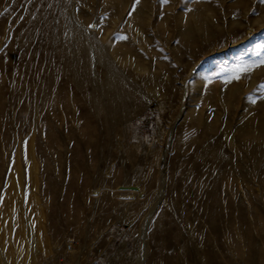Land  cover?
I'll return each instance as SVG.
<instances>
[{
  "label": "rangeland",
  "instance_id": "rangeland-1",
  "mask_svg": "<svg viewBox=\"0 0 264 264\" xmlns=\"http://www.w3.org/2000/svg\"><path fill=\"white\" fill-rule=\"evenodd\" d=\"M29 206L30 264H264V0H0L6 245Z\"/></svg>",
  "mask_w": 264,
  "mask_h": 264
},
{
  "label": "bare ground",
  "instance_id": "bare-ground-1",
  "mask_svg": "<svg viewBox=\"0 0 264 264\" xmlns=\"http://www.w3.org/2000/svg\"><path fill=\"white\" fill-rule=\"evenodd\" d=\"M200 71L201 74L199 75V78L195 81L196 87H199L210 80V76L208 75L209 73L207 74L206 68L205 70L200 69ZM127 190L138 191L137 188H128ZM9 199H12L14 205L16 204V199L11 197ZM22 211L23 210L17 211L18 213L15 219V245L12 244L11 246L9 238L8 241H6L7 245L6 243H3L2 238H0V253L3 251L7 253V255L11 256L14 254L13 249H16L21 254L23 259H25L30 264L34 262L36 254L38 255L40 252H43L44 232L42 222H40L42 216L35 207L29 206L27 207V211H25L24 213L25 218L27 219V223L26 225H24L23 222H21ZM0 220H2V214H0ZM28 242L30 243L28 244Z\"/></svg>",
  "mask_w": 264,
  "mask_h": 264
},
{
  "label": "built area",
  "instance_id": "built-area-1",
  "mask_svg": "<svg viewBox=\"0 0 264 264\" xmlns=\"http://www.w3.org/2000/svg\"><path fill=\"white\" fill-rule=\"evenodd\" d=\"M68 250H69V251H72V250H73V245H72V244L69 245ZM85 264H100V262H99L98 260L94 259V260L88 261V262L85 263Z\"/></svg>",
  "mask_w": 264,
  "mask_h": 264
},
{
  "label": "snow or ice",
  "instance_id": "snow-or-ice-1",
  "mask_svg": "<svg viewBox=\"0 0 264 264\" xmlns=\"http://www.w3.org/2000/svg\"><path fill=\"white\" fill-rule=\"evenodd\" d=\"M165 2H167V0H165ZM238 78V77H237Z\"/></svg>",
  "mask_w": 264,
  "mask_h": 264
}]
</instances>
